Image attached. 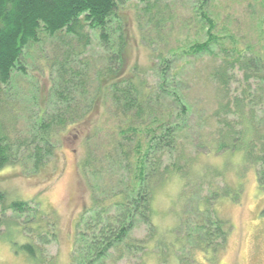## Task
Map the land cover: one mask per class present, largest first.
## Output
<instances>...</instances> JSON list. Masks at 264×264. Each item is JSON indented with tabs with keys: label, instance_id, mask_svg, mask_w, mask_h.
I'll list each match as a JSON object with an SVG mask.
<instances>
[{
	"label": "rangeland",
	"instance_id": "rangeland-1",
	"mask_svg": "<svg viewBox=\"0 0 264 264\" xmlns=\"http://www.w3.org/2000/svg\"><path fill=\"white\" fill-rule=\"evenodd\" d=\"M148 1L153 5L149 13L143 10L144 2L129 0L124 4L128 36L125 70L129 74L134 68V75L153 87L160 81L158 71L167 66L166 80L177 84L190 108L188 133L184 131L181 138L193 152L197 144H209L222 126L214 118L219 99L208 80L221 63V45L211 46L209 53L191 51L196 43L209 38L207 23L194 13L200 0ZM156 6L171 10L163 11V16L171 18L161 24L159 32L148 23L155 17ZM200 10L212 19L211 32L218 41L234 49L231 58L244 50L246 56L259 54L264 59V0H206ZM116 34L111 39H116ZM54 39L42 35L41 42L23 57L26 73L13 71L3 88L4 119L15 124L13 136L29 135L37 106L48 96L53 70L46 62ZM91 42L88 49L99 58L104 51L96 33L91 34ZM236 76L239 79L240 75ZM89 101L79 98L77 103L87 105ZM111 110L108 99L93 101L79 120L53 128L48 140L51 153L42 156L39 163L31 158L0 167L4 205L21 200L32 210H39L20 216L12 210L2 211V220L7 223L0 227V264H72L74 246L77 249L84 243L81 233L90 231L85 222L94 219L93 211H85L94 199L116 192L108 183L113 181L110 175L102 172L90 177L83 169L88 149L85 139L96 132L95 143L108 138ZM254 117L263 131L262 104L256 106ZM201 149L188 174L174 175L153 188V229L148 231L139 222L130 232V238L143 240V251L126 252L121 260H115L112 253L108 264H264V187L257 180L258 166L239 151L212 154ZM219 228L227 230L225 239L218 235ZM38 230L42 231L41 238ZM26 242L39 244L37 261L21 248Z\"/></svg>",
	"mask_w": 264,
	"mask_h": 264
},
{
	"label": "trees",
	"instance_id": "trees-1",
	"mask_svg": "<svg viewBox=\"0 0 264 264\" xmlns=\"http://www.w3.org/2000/svg\"><path fill=\"white\" fill-rule=\"evenodd\" d=\"M127 1L0 0V167L31 158L39 163L42 156L51 153L48 140L54 134L53 128L79 120L82 111L86 113L93 101L108 99L112 109L108 138L95 143L99 134L96 132L85 139L88 149L83 169L90 177H98L102 172L110 175L113 181L108 183L116 192L94 199L85 211H93L94 219L85 222L90 231L81 233L84 243L77 249L74 246L72 264H108L112 253L115 260H121L126 252L143 251V240L130 238V232L139 222L148 231L153 229V188L174 175L188 174L201 148L212 154L241 152L244 159L258 166L257 180L264 187V128L262 131L261 122H256L254 117L258 104L264 108V59L259 54L246 56L244 50L231 58L234 49L223 46L211 32L214 23L200 10L206 5V0H200L194 13L207 23L209 38L196 43L191 51L204 54L209 53L211 46L221 45V63L208 80L216 88L219 103L214 118L222 126L209 144L204 141L194 145L197 149L192 152L187 149L190 146L187 140L181 138L189 126L190 108L183 92L177 91V84L166 80L167 66L158 71L160 81L153 87L134 75V68L126 73L128 36L124 4ZM137 1L146 3L143 7L146 13L153 7L148 0ZM155 11V17H150L148 23L159 32L161 24L171 18L163 16L164 12L171 10L167 6L158 10L156 6ZM115 32L116 39H111ZM92 33L97 34L104 51L99 58H94L88 49ZM42 35L55 37L46 62L53 70L51 88L37 106L29 135L13 136L15 124L4 119L3 88L13 71L26 73L23 57L41 42ZM236 74L240 75L239 79ZM79 98L90 101L81 105L77 103ZM4 199L5 193L0 190V227L7 223L1 216L6 209L17 212L18 216L39 212L32 210L27 201H13L5 206ZM38 231L41 238L42 231ZM217 233L225 239L227 230L219 228ZM20 246L31 259H39V244L26 242Z\"/></svg>",
	"mask_w": 264,
	"mask_h": 264
}]
</instances>
